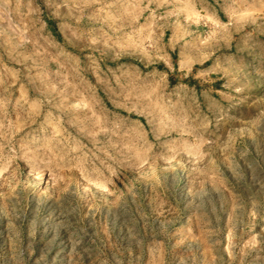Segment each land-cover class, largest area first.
<instances>
[{
    "label": "rangeland",
    "instance_id": "1",
    "mask_svg": "<svg viewBox=\"0 0 264 264\" xmlns=\"http://www.w3.org/2000/svg\"><path fill=\"white\" fill-rule=\"evenodd\" d=\"M0 264H264V0H0Z\"/></svg>",
    "mask_w": 264,
    "mask_h": 264
}]
</instances>
